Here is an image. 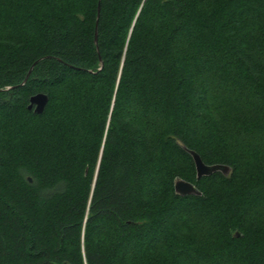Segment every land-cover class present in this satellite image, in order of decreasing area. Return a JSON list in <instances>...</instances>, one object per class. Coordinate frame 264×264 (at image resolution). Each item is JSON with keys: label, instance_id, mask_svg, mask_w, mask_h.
Instances as JSON below:
<instances>
[{"label": "trees", "instance_id": "trees-1", "mask_svg": "<svg viewBox=\"0 0 264 264\" xmlns=\"http://www.w3.org/2000/svg\"><path fill=\"white\" fill-rule=\"evenodd\" d=\"M66 263L264 264V0H0V264Z\"/></svg>", "mask_w": 264, "mask_h": 264}, {"label": "water", "instance_id": "water-1", "mask_svg": "<svg viewBox=\"0 0 264 264\" xmlns=\"http://www.w3.org/2000/svg\"><path fill=\"white\" fill-rule=\"evenodd\" d=\"M97 40V36H96ZM27 80V77L25 81ZM49 97L44 92H38L32 95L29 99L28 109L33 110L35 113H42L48 103ZM191 154L195 168L196 175L198 179H201L204 176H209L214 174L215 172H222L225 175H228L231 168L227 164L215 163V164H207L203 161L202 157L195 150L187 149ZM174 188L176 193L187 196V195H200V190L196 187V185L190 181L184 179H177L174 184ZM69 264V263H66Z\"/></svg>", "mask_w": 264, "mask_h": 264}, {"label": "rangeland", "instance_id": "rangeland-1", "mask_svg": "<svg viewBox=\"0 0 264 264\" xmlns=\"http://www.w3.org/2000/svg\"><path fill=\"white\" fill-rule=\"evenodd\" d=\"M212 88H214V87H212Z\"/></svg>", "mask_w": 264, "mask_h": 264}]
</instances>
